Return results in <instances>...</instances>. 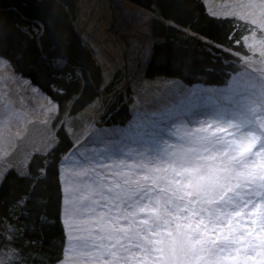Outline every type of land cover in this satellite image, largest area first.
Instances as JSON below:
<instances>
[{"label":"rangeland","instance_id":"obj_1","mask_svg":"<svg viewBox=\"0 0 264 264\" xmlns=\"http://www.w3.org/2000/svg\"><path fill=\"white\" fill-rule=\"evenodd\" d=\"M204 1L213 15L236 16L254 25L245 37V42L251 46L250 54L242 57L241 70L234 75L239 73L240 83L230 81L211 88L201 84L186 85L175 77L146 78L145 66L156 40L149 26L153 12L128 0H79L78 22L85 30L83 37L98 58L104 76H111L116 66L125 71L122 74L127 77L126 85L140 93L139 98L131 102V119L124 125L104 122L94 125L92 121L98 113L94 104L75 114L69 106L59 116V105L27 78L15 74L11 63L0 57V180L10 167L25 172L32 153L46 151L56 142L55 133L61 125H65L75 141L61 164L69 252L67 250L58 264H264V225L260 216V211L264 210V190L258 189L261 197H256L257 209H250V205L242 207L237 216L230 208L228 211L232 215L225 217V224L215 228L209 225L203 245L185 238L188 229L183 227V219L176 220L182 226L179 231L172 224L163 226V219L169 218L163 215L165 212L172 214L171 219H175L177 213L173 210L175 201L166 204L171 193L162 189L169 187L168 181L180 178L173 170H182L179 169L182 160L208 155L204 152L207 142L204 138L222 136L227 140L235 138L245 146L255 144L250 151H256L259 140L264 141V0ZM255 28L260 32L254 33ZM120 55L122 66H119ZM136 100L142 101L141 104ZM208 104L218 113L209 112ZM243 114L251 122L247 129L255 131L250 133L257 137L255 141L240 139V134L245 137L249 134L240 124L243 118L246 120ZM102 115L98 117L100 120ZM87 119V130L82 134L79 129L86 125ZM161 133L165 137H157L162 136ZM255 159L256 163L249 168L254 174L264 173V154ZM98 161L108 164L114 171L127 173L132 179L150 176L156 180L154 185L151 180L142 182L152 187L151 195L160 200L159 205L154 202L151 205L155 209L151 214L162 216L160 236L148 232L140 223L149 219L151 224L148 212L135 214L136 223L131 226L129 221H120V226L130 233L140 232L141 227L154 241L149 245L153 250L143 251L141 259L135 246L130 245V251L125 253L118 247L112 248L114 241L101 239L111 222H100L89 210L91 201L96 199L93 171L103 172ZM249 191L251 187L244 184L239 191L240 198L247 200ZM101 211L104 210L96 208L97 213ZM179 215L182 217L183 213ZM225 235L229 240L239 238V242L218 252L212 241L223 244ZM121 241L128 242L123 238ZM102 245L111 248L115 255ZM191 248L196 249L195 255ZM124 254L128 259H124ZM4 258L0 253V264Z\"/></svg>","mask_w":264,"mask_h":264},{"label":"trees","instance_id":"obj_2","mask_svg":"<svg viewBox=\"0 0 264 264\" xmlns=\"http://www.w3.org/2000/svg\"><path fill=\"white\" fill-rule=\"evenodd\" d=\"M128 1L154 14L149 26L156 40L144 70L148 79L175 77L186 85L214 88L231 80L241 70L242 57L250 54L245 37L254 25L236 16L211 14L204 0ZM79 13V0H0V57L11 63L15 74L27 78L57 103L59 116L69 106L75 114L94 104L99 113L94 125H124L131 119V102L140 93L126 85L125 71L116 66L111 76H104L83 37ZM259 32L255 28L254 33ZM236 76L234 84L240 83L241 76ZM242 116L246 117L240 121L244 130L255 132L247 129L251 126L248 116ZM84 123L79 129L82 134L88 119ZM161 134L157 137H165ZM55 136L56 142L46 151L31 154L25 172L10 167L1 177L2 264H58L69 252L61 164L75 141L65 125ZM139 233L151 240L141 227ZM135 243L143 246L146 241L134 238L127 245ZM137 252L140 259L144 257L143 250Z\"/></svg>","mask_w":264,"mask_h":264},{"label":"snow or ice","instance_id":"obj_3","mask_svg":"<svg viewBox=\"0 0 264 264\" xmlns=\"http://www.w3.org/2000/svg\"><path fill=\"white\" fill-rule=\"evenodd\" d=\"M217 130L222 131L219 128ZM245 138L252 141L257 140V137L250 133L247 134V137L243 133L240 134L241 140ZM204 139L207 141L204 152L208 155L201 154L199 157L182 160L179 164V169L182 170H173L175 175L180 178L168 181L169 187L162 189L165 193H171L166 204H173L175 201L173 210L177 213L176 218L171 219L172 214L165 212L163 215L169 218L163 219V226L172 224L179 231L182 226L177 224L176 220L183 219L185 222L183 227L188 229L184 233L185 238L199 245L205 243L204 237L209 225L215 228L226 223L225 217L232 215L228 209L231 208L237 216L240 215L238 209L242 207L250 205V209H257L258 189L264 190V183H257L258 180L264 181V173L254 174L249 168L250 164L256 163L255 158L257 156L264 154V141L259 142L256 151H250L251 148L256 147L255 144L249 143L245 146L243 143H237L235 138L227 140L218 136L215 139ZM98 163L103 172L93 171L96 199L91 201L89 210L98 216L100 222L108 223L110 221L111 224L116 225L112 227L109 224L108 231L101 239L114 241L112 248L118 247L127 253L130 248L127 244L121 243V239L131 242L134 238L141 240V237L139 232L130 233L129 229L120 226L121 220L129 221L131 226L136 223L135 214L148 212L151 224L149 219L140 221L142 225L146 226L147 231L157 235L162 227V216L151 214L155 211L151 207L152 203L159 205L160 200L153 198L151 193L154 189L142 182L151 180L154 185L156 180L150 176L132 179L127 173L114 171L111 166L103 161H98ZM244 184L251 187V191L247 193V200H243L239 196V191L242 190ZM129 185H134V187L129 188ZM97 207L104 211L97 213ZM129 209L132 211L130 212ZM180 213H183L182 217L179 215ZM260 216L261 224L264 225V210L260 211ZM101 230L104 231L103 228ZM142 239L146 243L143 246L141 243H136L135 247L146 252L152 251L153 249L149 248L148 245L153 244L154 241L148 240L147 237ZM223 240V244L217 243L216 240L212 241L218 252L230 249L234 243L239 242V238L229 240L227 235L223 236ZM101 247L115 255L112 253V249L107 248L106 245ZM191 252L195 255L196 249L191 248ZM124 259H128V257H124Z\"/></svg>","mask_w":264,"mask_h":264},{"label":"bare ground","instance_id":"obj_4","mask_svg":"<svg viewBox=\"0 0 264 264\" xmlns=\"http://www.w3.org/2000/svg\"><path fill=\"white\" fill-rule=\"evenodd\" d=\"M236 77L237 76H233L232 79L231 80H228L227 82H230V81L231 82H234V81H236ZM126 82H127V79H126ZM227 82H226V84H227ZM224 85H225V83L222 84V85H219V86L221 87V86H224ZM208 107H209V112H211V113H218V110L216 108H214L211 104H208ZM180 121H182V120H180ZM246 123H249V122H246Z\"/></svg>","mask_w":264,"mask_h":264}]
</instances>
